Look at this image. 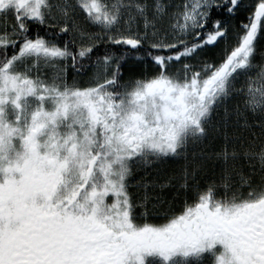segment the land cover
Masks as SVG:
<instances>
[{
	"label": "snow or ice",
	"instance_id": "snow-or-ice-1",
	"mask_svg": "<svg viewBox=\"0 0 264 264\" xmlns=\"http://www.w3.org/2000/svg\"><path fill=\"white\" fill-rule=\"evenodd\" d=\"M0 264H264V0H0Z\"/></svg>",
	"mask_w": 264,
	"mask_h": 264
}]
</instances>
